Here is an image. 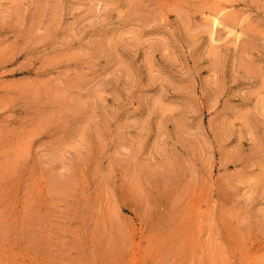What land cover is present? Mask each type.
I'll return each instance as SVG.
<instances>
[{
	"label": "rangeland",
	"instance_id": "rangeland-1",
	"mask_svg": "<svg viewBox=\"0 0 264 264\" xmlns=\"http://www.w3.org/2000/svg\"><path fill=\"white\" fill-rule=\"evenodd\" d=\"M0 264H264V0H0Z\"/></svg>",
	"mask_w": 264,
	"mask_h": 264
}]
</instances>
